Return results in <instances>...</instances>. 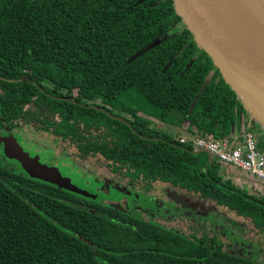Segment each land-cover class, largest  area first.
<instances>
[{
  "label": "trees",
  "instance_id": "trees-1",
  "mask_svg": "<svg viewBox=\"0 0 264 264\" xmlns=\"http://www.w3.org/2000/svg\"><path fill=\"white\" fill-rule=\"evenodd\" d=\"M246 113L174 0H0L3 139L33 126L136 188L161 183L264 234V194L153 124L201 137L262 131ZM90 195L0 161V264H264Z\"/></svg>",
  "mask_w": 264,
  "mask_h": 264
},
{
  "label": "rangeland",
  "instance_id": "rangeland-1",
  "mask_svg": "<svg viewBox=\"0 0 264 264\" xmlns=\"http://www.w3.org/2000/svg\"><path fill=\"white\" fill-rule=\"evenodd\" d=\"M136 114L135 109L129 108L126 116L132 117ZM246 117L247 123L254 118L251 114ZM153 124L165 132L181 134L166 124ZM5 136L0 134V161L9 167L17 169L20 162L18 157L9 158L7 149L3 153L2 143L6 144V140L16 143L29 157L37 154L44 164L55 166L74 185L97 196L98 201L105 205L147 221L164 224L195 239L214 238L232 254L247 255V258L254 257L264 261V234L256 232L253 227L252 230L247 221L239 220L224 207L176 189L166 188L161 183L154 185L149 192L144 188H136L130 185L128 178L113 173L98 157L82 159L72 146L65 144L57 136L30 125L17 130L13 136L1 138ZM233 174L240 175L236 170ZM242 185L251 191L264 194L263 186L260 188L246 179H242Z\"/></svg>",
  "mask_w": 264,
  "mask_h": 264
},
{
  "label": "water",
  "instance_id": "water-1",
  "mask_svg": "<svg viewBox=\"0 0 264 264\" xmlns=\"http://www.w3.org/2000/svg\"><path fill=\"white\" fill-rule=\"evenodd\" d=\"M174 1L201 50L213 59L246 110L264 124V14L249 0ZM5 150L9 158L18 157L31 177L91 196L55 166L24 154L16 143L6 140Z\"/></svg>",
  "mask_w": 264,
  "mask_h": 264
},
{
  "label": "built area",
  "instance_id": "built-area-1",
  "mask_svg": "<svg viewBox=\"0 0 264 264\" xmlns=\"http://www.w3.org/2000/svg\"><path fill=\"white\" fill-rule=\"evenodd\" d=\"M238 100L241 101L239 97ZM246 111V115L250 114ZM178 141L182 144L192 143L195 150L209 153L231 172L236 170L240 173L235 174L237 177L257 184L260 188L264 187V147L257 131L248 128L240 131L236 126H232L227 137L217 138L213 134L201 137L182 133Z\"/></svg>",
  "mask_w": 264,
  "mask_h": 264
},
{
  "label": "bare ground",
  "instance_id": "bare-ground-1",
  "mask_svg": "<svg viewBox=\"0 0 264 264\" xmlns=\"http://www.w3.org/2000/svg\"><path fill=\"white\" fill-rule=\"evenodd\" d=\"M256 8L264 14V0H249Z\"/></svg>",
  "mask_w": 264,
  "mask_h": 264
},
{
  "label": "crops",
  "instance_id": "crops-1",
  "mask_svg": "<svg viewBox=\"0 0 264 264\" xmlns=\"http://www.w3.org/2000/svg\"><path fill=\"white\" fill-rule=\"evenodd\" d=\"M263 126H262V130H264V124H262ZM256 131L259 133V135H260V143H261V145L264 147V133H262V131H258L257 129H256ZM254 185H256V186H258L257 184H254Z\"/></svg>",
  "mask_w": 264,
  "mask_h": 264
},
{
  "label": "flooded vegetation",
  "instance_id": "flooded-vegetation-1",
  "mask_svg": "<svg viewBox=\"0 0 264 264\" xmlns=\"http://www.w3.org/2000/svg\"><path fill=\"white\" fill-rule=\"evenodd\" d=\"M35 155H37V154H35ZM40 158V157H39ZM40 160H41V158H40ZM42 162V161H41ZM49 165V164H48Z\"/></svg>",
  "mask_w": 264,
  "mask_h": 264
}]
</instances>
